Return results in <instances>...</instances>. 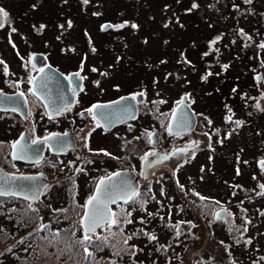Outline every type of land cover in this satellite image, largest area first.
<instances>
[{"label": "rangeland", "instance_id": "rangeland-1", "mask_svg": "<svg viewBox=\"0 0 264 264\" xmlns=\"http://www.w3.org/2000/svg\"><path fill=\"white\" fill-rule=\"evenodd\" d=\"M170 1L175 0H88L87 4L83 0H0V8L7 13L0 24V58L3 61L0 63V75L3 69H12L15 75H21L19 82H11L10 87L11 84H20L24 75H31L35 71V65L29 62L33 51L44 50L48 53L47 61L52 62L58 69L68 70L76 67L83 54L88 56L87 62L104 70L94 73L100 81L98 87L90 90L94 92L93 97H108L115 93L117 85V91H127L148 83L151 94L149 97H153L152 100L158 104H154V120L149 115L143 116L142 120L148 122L141 126L151 129L163 125L166 129L164 125L168 123L174 108L173 102L179 101L184 92H188L191 106L201 111L200 120L209 128L208 134L213 139L207 138L209 136L203 126L188 130L186 135H180L175 140L167 133L161 144L153 146V149L174 146L170 151L175 154L173 160L161 153L159 156L156 154L150 164L159 182H155V189L158 190V185L162 184L168 186L169 194L174 192V198H168L167 194L162 197L165 203L161 201L165 204L164 211H169L173 217L166 220H160L158 216L133 218L143 219L148 223V230L150 229L149 235L143 230L135 235L137 243L142 245V249H138L136 264H178L170 257L178 256L179 253L178 216L187 200V191L192 188L201 189L209 195L217 193L219 196L223 194V197H232L233 194L228 190L239 186L240 191L234 201L228 200L233 207L244 201L255 221L259 218L255 211L256 203H264V195L247 199L250 192L257 188V178L250 174L254 170L253 158L264 149V138H259L251 129L255 124L241 126L226 141L216 140L220 138L219 134H225V137L229 135V128L222 125V121L226 122L227 119L222 118V110L226 107L227 111L231 110L230 104L224 98L228 91L226 74L230 71L231 78L245 72L246 65L239 58L256 53L258 46L252 43V38L264 31V0L257 1L255 7L252 0H180L174 5ZM168 3L171 6H167ZM193 4L197 7L193 8ZM168 18L171 22L169 21L167 28H161L165 26ZM123 20H129L130 23L124 22L125 26L122 28L115 27L121 25ZM104 21H110L114 26L100 28ZM133 24L137 27L133 28ZM41 25L45 27L41 29ZM248 32L251 33L249 42L245 41ZM164 37L169 40L166 45ZM213 40H216L215 44L211 43ZM210 56L211 62L208 63L206 57ZM224 65H228L227 69ZM209 72L212 75L207 80L202 79ZM0 86H8L3 85L1 77ZM155 92L167 96L169 102L156 100ZM31 98L33 102L36 101L34 97ZM235 108L238 113L242 110L240 105ZM15 119L13 113L3 119L0 114V137L13 135L14 130L9 126V121L16 122ZM7 126L8 130H4ZM115 129L117 130L107 134L97 131L93 140L116 150L115 144L119 143L117 132L124 128ZM194 134L198 135L194 147L196 153L189 163L191 158L188 155L193 147L192 144L189 146L191 138L187 136ZM138 145H128L127 151L118 147V151L124 154L136 149L139 151ZM183 156L187 159L185 164L173 173L172 166ZM3 157L0 142L2 162ZM244 158H248L249 162L245 163ZM123 160L132 161L126 154ZM240 167L242 168L238 172ZM174 181L184 182L185 186H179L185 187V190L175 185ZM230 181L235 184H229ZM227 186L231 189H226ZM58 191L66 192V188L55 187L40 202L34 204H27L22 199L0 197V264H117L112 257L103 259L101 253H88L87 247L129 246L121 236L120 227L117 224L111 225L108 235L80 236L74 232L79 223L73 217L80 216L81 206H69L67 202L61 204ZM183 191L184 194L180 195ZM240 199L242 201H238ZM188 202L194 212V222L198 224L188 220L185 228L190 224L202 226L198 227L193 240L185 238L187 248L185 254L179 257V264H227L220 240L210 235L211 228L214 227L213 234L225 239L226 227L219 223H209V207L201 208L194 198ZM3 207L11 218L3 213ZM36 210H39L38 215ZM240 217L238 215L236 218L240 220ZM2 219L8 221L3 222ZM18 219L21 224H18ZM127 219V215L120 214L118 221ZM7 229L14 231L6 232ZM250 230L251 233L255 232L254 242L261 244L262 240L257 231L253 232L252 226ZM114 232L118 233L114 235ZM188 232L189 229L182 233L181 240ZM153 236L155 239H150ZM243 245H232V248L240 247L237 251L238 257L251 252ZM237 264L254 263L245 260L238 261Z\"/></svg>", "mask_w": 264, "mask_h": 264}, {"label": "flooded vegetation", "instance_id": "flooded-vegetation-1", "mask_svg": "<svg viewBox=\"0 0 264 264\" xmlns=\"http://www.w3.org/2000/svg\"><path fill=\"white\" fill-rule=\"evenodd\" d=\"M124 21V20H123ZM245 41L249 42L251 40V33ZM254 35V34H253ZM252 38V43L258 46V49L254 55L246 56L244 55L239 60L244 61L246 65L243 73H238L235 76H231L228 79V91L225 94V99L227 103L230 104L231 110L227 111V107L224 108L222 118L226 119V122L222 121L223 127L229 128V135L225 137V134H219L216 140L221 139L226 141L227 138L231 137L233 131H239L241 126L245 124H255L251 129L254 130L259 138H264V48L261 47L264 40V31H261L258 35H254ZM66 49V48H62ZM33 51L32 53H34ZM41 53L36 58L35 62H31V54L29 56V62L35 65L36 69L31 75H24L20 84H11L19 82L21 75H15V71L3 69L1 70L2 75H0L3 85L0 86V90L5 93H23V97L27 102V112L23 115L17 111L12 110H0L2 114V119L4 116H8L13 113L16 117V122L9 121V126L13 135L9 134L0 137L1 148L3 153V162L0 161V166L7 172L10 173H21V174H37L46 179L45 186L40 196L35 199H29L22 196L14 195H0L1 198H14L22 199L27 204H34L40 202L41 198L55 187L66 188V192L58 191V197L61 204L68 203L69 206L79 205L80 216L73 217L77 219L79 227L76 226L74 232H77L80 236L92 235H108L109 227L113 224L104 223L100 227H96L92 231L86 232L82 226V218L87 205V201L90 197L94 195L95 189L99 181L111 178L114 174V181H108L106 186L107 189L105 193L107 195L116 194L115 189H119V198L112 197L108 203V210L104 207L99 206V210L105 215L112 216V219L117 221L118 227H120L121 236H123L124 242H128L129 246L117 245L113 247L102 246H88V253L91 251L96 253H101L100 256L103 259L112 257V260L117 264H136L138 249H142V245L137 243L135 237L139 230H143L146 235H149L148 223L143 219L133 220L134 217H157L160 220H166V218H171L169 211H164L163 206H165V201L162 197L168 196V198H174L173 191L171 194L167 191L168 186H162L159 184V189H155L156 183L158 182L154 176L151 168V160L154 156L162 153V156L168 155L169 158L173 160L174 153L170 152L174 146L168 147V149H153L155 144H161L162 138L165 135L170 134L172 138L178 139L180 135H186L185 132L173 133L169 130V120L168 123L159 128L148 129V126H141L142 123L148 122V120H142L143 116L149 115L151 120H154V102L153 97H149L151 94L149 92V85H138L134 89L127 91H117V88H112L115 93L109 95L108 97L102 98L100 96L93 97L94 92L90 91L92 87H98L97 82L100 80L95 77V72H103V69H99L94 63L87 62L88 56L81 55L78 59L75 68L63 69L57 68L64 75V80L62 82L63 86L53 84L54 79H52V74L49 71L43 72L40 85H38L37 92L32 90V80L34 76L41 72V68L45 64H51L52 62L47 61L48 53L44 50L37 51ZM121 56V54H120ZM1 61V58H0ZM243 63V62H242ZM9 63L7 62V65ZM54 66V65H53ZM81 66L83 70L81 71ZM94 66V67H93ZM95 68L97 71L93 72L92 69ZM79 73V76L74 75ZM40 74V73H39ZM18 77V78H16ZM86 77V78H84ZM50 81H53L51 84ZM45 85V89H44ZM64 87V91L59 93ZM235 89V91H234ZM161 90V89H160ZM98 92V90H97ZM59 93V94H58ZM143 93V95H140ZM186 93V92H184ZM182 93V94H184ZM188 94V92H187ZM32 97L36 99L33 102ZM120 107L112 110H106L102 103L113 101L119 97H123ZM154 98L156 100L163 99L169 102V98L164 94H159L155 92ZM189 98V94L187 96ZM65 103L59 105V103ZM179 101L176 100L174 106ZM191 106V103L188 101ZM170 104V103H169ZM93 105H99L100 107L93 108ZM171 105V104H170ZM242 107V110L238 113L235 107ZM173 106V107H174ZM194 110L196 116V124L194 128L205 127L202 120H200V110ZM92 108V112L88 109ZM100 114V116H99ZM125 114H129L128 116ZM119 116H127L126 119L120 122H116V118ZM51 117V118H50ZM228 117H231L229 120ZM153 118V119H152ZM103 120L108 122V126H103ZM237 120V121H236ZM9 126L5 127L4 130H8ZM115 128H124L118 131V144L116 142L117 149L113 150L111 147L97 144L93 138L94 134L98 131L100 133H112ZM193 128V129H194ZM9 129V130H11ZM207 131V137L209 140L213 139L208 133L209 128H203ZM202 129L203 132H205ZM250 129V130H251ZM156 130V131H154ZM156 132L157 140L153 141L151 134ZM158 132V133H157ZM53 133H59L57 137H62L56 139L54 144L50 145L48 142L43 144V148L38 154V149L40 144L33 143L37 139H44ZM53 134L54 136H56ZM25 140L22 146L20 145V157L12 156L13 143L18 138L21 137ZM191 138L189 141V146L193 147L191 153L188 155L194 158L195 152V141L198 139V135L187 136ZM264 140V139H263ZM28 141V143H26ZM138 141V143H137ZM140 141V142H139ZM123 143L125 145H123ZM138 145L139 151L136 149L134 151L125 152L126 155L130 157L132 161L123 160L125 154L118 151L119 148H125L127 151L128 145ZM190 146V147H191ZM137 147V148H138ZM160 150L162 152H160ZM107 153V155L105 154ZM123 154V155H122ZM187 160L185 156L178 158L175 162V166H172V172L179 170L184 165V161ZM254 165L252 166L254 170H251L250 174H253L254 178H257L255 191L250 192L248 198H254L264 195V166L261 162L264 161V149L257 154L254 158ZM245 163L249 162L248 158H244ZM242 167L238 169L240 172ZM119 175H116V174ZM175 185L179 188V184L185 186L184 182L174 181ZM159 183V182H158ZM229 184H235L230 181ZM231 189L227 186L226 189ZM258 189V190H256ZM83 190V191H81ZM232 197L227 195L219 194H207L201 189L192 188L189 192L187 191L188 197L184 203V207L180 209V215L178 216L177 224V237L179 245L178 256H172L170 259L175 260V263H181L179 257L185 254L187 244L186 239H191L196 236L198 226L190 224L189 227L185 228V223L191 220L195 225L198 223L194 222V212L191 209L188 200L194 198L198 205L202 208L209 207V216L207 220L209 223L215 225L217 223L225 226L226 237L223 239L220 235L215 236V228L212 227L211 237L220 240V245L226 254L227 264H237L238 261H251L254 264H264V203H256V213L258 215V222L254 220L253 214L249 213V207L242 201L239 206H234L228 199L234 201V197L240 191V187H235L234 190H228ZM185 191L181 192L180 195L184 194ZM262 194H260V193ZM199 194V195H197ZM164 195V196H163ZM204 197V199H201ZM155 198V199H154ZM227 198V200L225 199ZM154 201V202H153ZM163 201V203L161 202ZM192 203V202H190ZM3 213L7 217L11 218L8 212H5V207L2 208ZM156 210L158 212H156ZM36 214H39V210H36ZM125 214L128 216L126 221H118L119 215ZM165 214L167 217H165ZM186 215H191L187 217ZM241 215L240 220L236 217ZM170 216V217H169ZM8 221V219H3V222ZM21 224L20 220L18 219ZM130 221V222H129ZM186 221V222H185ZM232 222V223H231ZM252 224V225H251ZM75 226V225H74ZM253 227V232L257 231V235L260 236L262 243L254 242L255 235L251 233L250 227ZM16 227V226H15ZM188 234L181 240V235L185 230H188ZM257 229V230H256ZM7 232V230H5ZM114 232L113 234H117ZM201 235V233H200ZM200 235L198 237H200ZM130 237V239H129ZM244 244L251 252L246 253L243 257H238L237 253L240 250L238 246L232 248L233 244ZM219 244V243H218ZM113 254V255H112ZM179 259V261H178ZM185 263V261H184ZM145 264V263H143ZM164 264H174V263H164Z\"/></svg>", "mask_w": 264, "mask_h": 264}, {"label": "water", "instance_id": "water-1", "mask_svg": "<svg viewBox=\"0 0 264 264\" xmlns=\"http://www.w3.org/2000/svg\"><path fill=\"white\" fill-rule=\"evenodd\" d=\"M105 25H111V24L109 22H105L101 25V27L105 28L103 27ZM263 45H264V41H263ZM37 57H38L37 54H33L31 57V61H35ZM41 69H43V71L38 72L32 80L33 92L35 93L37 92L38 85L41 84L40 83L41 76L43 72L45 71H49L52 74V77H53L52 79L55 80L54 83L53 81H50L51 84L53 83V84L59 85V87L63 86L62 82L65 81L63 78L64 75L56 67L52 66L51 64H45ZM44 89H45V85H44ZM63 91H64V87L61 89L59 93ZM20 94L21 93H19L18 95L16 93H5V92L0 91V109H3V110L11 109V110L17 111L18 113L24 115L27 112L28 106H27V102L25 98L23 97V95H20ZM123 98L124 96L119 97L113 101L102 103V105L103 107L106 108V110H112L114 107H116L115 109H117L120 107V104ZM63 104L65 103L64 102L59 103V105H63ZM125 115L128 116L129 114H125ZM127 116L117 117L116 122L123 121L124 119H126ZM195 124H196L195 113L193 109L191 108V106L187 103V95L183 94L181 96L180 102L175 106V108L173 109L171 113L170 121H169V130L173 133H181L186 130H190L194 128ZM108 125H109L108 122L106 120H103V126L107 127ZM53 134L49 135L48 137H45V138H50V139L41 138V139L35 140L36 144H40V148L38 149V154L40 153V150L43 148V144L45 142H48L50 145H52L54 144L56 139L62 138V137H57V135L58 136L60 135L59 133H56L55 134L56 136H54ZM151 138L153 139V141H156L157 140L156 133H152ZM24 140L25 139L22 138L21 136V137H18L14 141L13 149H12L13 157L21 158L20 157L21 151L19 150H20V145L22 146ZM26 143H28V141H26ZM102 181H104L103 184H101V181L98 183V185L100 186V191L98 192L96 188L94 195H93V196H98V202H94L93 205H90V206L86 205L85 207V211H84L83 218H82V226L86 232L92 231V230H90L91 220L86 218L85 213H89V215L91 216L92 209L99 210V206L104 207L105 204L107 205V208H108L109 200H111L110 198L112 197L117 198V197L122 196L120 195L119 192H117L116 194H112V195H107L105 192H102V190L104 189L108 181H111V182L114 181V174L112 175L110 179L107 178ZM45 182H46V179L37 174L10 173V172L5 171L0 166V195L11 194L14 196H22V197L29 198V199H35L39 197L41 192L43 191Z\"/></svg>", "mask_w": 264, "mask_h": 264}, {"label": "snow or ice", "instance_id": "snow-or-ice-1", "mask_svg": "<svg viewBox=\"0 0 264 264\" xmlns=\"http://www.w3.org/2000/svg\"><path fill=\"white\" fill-rule=\"evenodd\" d=\"M83 2L85 4L88 3V0H83ZM197 7L196 4H193V8ZM7 13L4 11V9L0 8V24L3 23V19L2 17L3 16H6ZM125 24H127V22H125ZM125 24H121V25H116L115 27L117 28H122L125 26ZM167 26V25H165ZM45 26L44 25H41L40 28L43 29ZM61 27H63V25H61ZM69 27H71V22H69ZM105 28L107 27H112L111 25H105L103 26ZM133 28H136L137 25L133 24L132 25ZM13 31H15V29H13ZM219 39V37L217 38ZM146 42V41H145ZM212 44H215L216 43V40H213L211 42ZM262 48H264V45H261ZM93 51H95V49H93ZM204 55H208V53H204ZM164 61H162L163 63ZM0 63H3V61H0ZM225 69H227L228 65H224L223 66ZM83 70V66H81V71ZM41 71H43V69H41ZM93 72L97 71V69L93 68L92 69ZM74 75L76 76H79V73H75ZM102 75H105L104 73H102ZM209 75H212L211 72H209L207 75L203 76L202 79L204 80H207L208 76ZM86 78V77H84ZM99 83V82H97ZM235 91V89H234ZM20 95H23V93H21ZM140 95H143V93H140ZM97 107H100L99 105H93V108H97ZM89 112H92V108L88 109ZM51 118V117H50ZM228 119L230 120L231 117H228ZM209 123H211V121H209ZM45 139H50V138H45ZM19 143V142H17ZM33 143H36V141H33ZM15 147V145H14ZM107 155V153H105ZM261 165L264 166V161L261 162ZM116 175H119L118 173ZM110 179V178H109ZM104 181H101V184H103ZM261 187H264V185H261ZM97 191L99 192L100 191V186L98 185L97 187ZM199 195V194H197ZM201 199H204V197H201ZM94 202H98V196H92L89 198V200L87 201V205H93ZM105 208H107V205L105 204L104 205ZM85 216L86 218L90 219L91 220V223H90V230H94L96 227H100L102 226L104 223H110V224H115L117 223V221H115L114 219H112V216L110 214L108 215H105L102 211L98 210V209H92L91 210V216L89 215V213H85ZM130 222V221H129ZM130 239V237H129ZM150 239H155V237H150Z\"/></svg>", "mask_w": 264, "mask_h": 264}, {"label": "trees", "instance_id": "trees-1", "mask_svg": "<svg viewBox=\"0 0 264 264\" xmlns=\"http://www.w3.org/2000/svg\"><path fill=\"white\" fill-rule=\"evenodd\" d=\"M252 1H253L252 3L255 4V5H254V7H255V6H256V2L259 1V0H252ZM179 2H180V0H179V1H177V0H175V1H170L171 5L177 4V3H179ZM169 5H170V4L168 3L167 6H169ZM171 5H170V6H171ZM167 10H168V9H167ZM169 21H170V20H169V18H168L167 23H165V25H167V24L169 23ZM170 22H171V21H170ZM128 23H130L129 20H128ZM163 23H164V22H163ZM160 26H161V25H160ZM161 28L165 29V28H167V26H161ZM225 30H226V29H224V31H225ZM168 41H169L168 38H167V37H164V44H165V45L168 43ZM163 58L165 59L166 62H168V59L166 60L165 55H163ZM206 58H207V62L210 63V62H211V56H210V57H206ZM229 72H230V71H228L227 74H226V79H227V81H228V79L230 78V73H229ZM10 214H11V213H10ZM11 215H12V214H11ZM2 220H3V219H2ZM6 222H7V221H6ZM7 231H8V232H13L14 230H10V231H9V230L7 229Z\"/></svg>", "mask_w": 264, "mask_h": 264}, {"label": "bare ground", "instance_id": "bare-ground-1", "mask_svg": "<svg viewBox=\"0 0 264 264\" xmlns=\"http://www.w3.org/2000/svg\"><path fill=\"white\" fill-rule=\"evenodd\" d=\"M99 182H100V181H99ZM97 187H98V184H97ZM97 187H96V188H97ZM107 187H108V186H105V187H104V189L102 190V192H105V191H106V189H107ZM115 190H116L117 192H119V191H120L118 188H117V189H115Z\"/></svg>", "mask_w": 264, "mask_h": 264}]
</instances>
